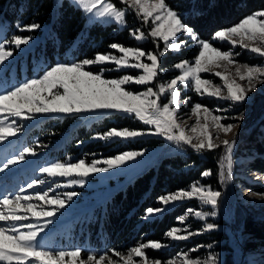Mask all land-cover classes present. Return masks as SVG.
Listing matches in <instances>:
<instances>
[{
	"label": "snow or ice",
	"instance_id": "obj_1",
	"mask_svg": "<svg viewBox=\"0 0 264 264\" xmlns=\"http://www.w3.org/2000/svg\"><path fill=\"white\" fill-rule=\"evenodd\" d=\"M68 2L81 10L83 16L91 23L115 21L118 25L124 26L125 17L128 14L127 10H134L135 15L140 17L145 24L151 18L152 27L147 36L162 39L165 49L179 50L185 41L178 40L177 34L186 33L193 41L199 42L200 50L194 58V63L182 61L175 64L174 68L179 69L180 74L171 79L170 82L159 83L155 90L148 86L143 91H134L123 86L129 83L136 85L152 84L158 75L159 57L165 53L161 51L158 56L151 51L145 52L140 48L121 46L116 43L111 44L110 48L122 53L119 57L111 54H96L94 59L85 58L72 64L52 65L44 69L42 75H37L11 88L0 87V141L7 140L9 136H16L19 131H22V126L17 127L15 120L7 123L9 117L31 120L37 114L81 115L114 111L119 115L135 118L149 128L147 131L111 129L99 135L98 138L101 140L108 141L114 138L126 140L142 135H157L175 144L177 148L183 149L184 146H189L197 154H203L220 147V144L214 141L219 139L221 133L225 136L232 134L231 140L221 141L224 147V155L221 157L219 172L220 182L222 184L230 183L233 179V150L245 113L213 115L207 107H202L200 103H196L191 109L192 113L197 115L196 125L191 128V132L196 135L190 136L177 122L180 119L178 111L181 96L178 85H183L185 88L191 87L201 96L206 93L210 97L228 100L233 106L240 105L250 99L248 93L255 91L258 84H264V67L236 64L232 57L238 53L221 51L214 47L210 41L200 40L194 29L183 23L181 14L168 5L165 0H119L121 4L127 6L126 9L118 8L110 0H68ZM261 17H264V10H257L254 14H249L243 18L238 24L228 29L217 30L213 34V39L218 38L221 42L231 40L233 45L239 43L241 48L264 57V19H260ZM17 27L21 31L31 32L38 29L40 25L34 23L22 27L17 25ZM136 32H139V35H135V40L142 42L146 38L145 33L141 29H136ZM30 40V36H14L11 40L0 42V66L13 56L12 50H6V44L15 45L16 49H20L21 45H27ZM142 57H146L147 61L151 63L142 62ZM130 60L135 61V63L130 64ZM106 62H113L117 66L140 69L142 72L135 77L125 74L121 78L108 79L103 74L110 69L101 68L99 72L94 73L88 67L102 65ZM233 66L235 68L234 73L231 71ZM219 68H223L224 71H217L215 75L223 81L227 95H223L222 88L213 85L211 80L204 79L200 75ZM3 70V67H0V71ZM116 70H120V68ZM233 76L238 77L241 81H246L247 86L237 83L232 78ZM164 96L167 97V102L161 103V97ZM189 99L183 101L185 106L189 103ZM201 111L206 114L203 125H201L198 116ZM218 111L228 112V109H218ZM5 113L7 115H4ZM208 117H210V121ZM225 120L234 122L223 123ZM26 155L34 156L36 153L32 148L25 147L19 154L6 159L0 166V173H4L6 170H10L12 166L25 161ZM143 155V152L128 151L112 158L94 159L91 163H87L83 159L74 163L55 162L41 167L39 171L53 181L56 178L74 177L71 183L83 186V178L88 177L89 174L107 172ZM209 175H211V170H205L202 173L203 177ZM44 183V180H33L27 184L26 188H21L15 194L0 191V222H4L3 225H0V261H4L6 264H12L13 261L15 264H25L29 257H34L35 260L41 261V264H65V257H82L83 250L79 248L65 251L40 246V234L45 232L47 227L53 223L51 219H44L42 222L40 219L54 217L57 213H61L68 202L77 195L74 191L68 192L66 197L61 199L59 196L49 197L48 191H33L31 194L27 192V189H34V187ZM221 196L220 191L193 183L191 191L181 189L175 193L158 197L157 201L163 206L146 209V214L142 219L148 222L156 214L167 212L168 206L172 202L194 197L202 205H210L212 211L201 212L188 209L186 215L194 212L196 218L205 220L208 216L215 217V209L218 207ZM34 200L55 207L46 210L42 205L37 207V205L29 203ZM29 213L37 218V222L17 223L29 220ZM180 219L183 220L184 217ZM215 227L214 224L208 223L204 225L203 231H212ZM182 231L187 230L173 227L166 235L173 241H182L191 235L201 234L191 231H187L186 235L179 234ZM148 247L159 249L167 247V245H161L160 242L142 243L132 248L128 252L127 258L115 250L112 251L114 255L121 256L123 264H133V256L141 257L144 259V264H149V260L143 251ZM207 247L211 249L212 245L209 244ZM196 250L192 249L191 251ZM182 255L184 256L183 264H219L218 256L214 252L208 253L203 258H189L188 253ZM106 257V253L100 254L97 259V253L89 251L86 254V259H82V264H103ZM109 264H118V262L109 260ZM154 264H163V262L155 260ZM168 264H173V262L169 261Z\"/></svg>",
	"mask_w": 264,
	"mask_h": 264
},
{
	"label": "trees",
	"instance_id": "obj_2",
	"mask_svg": "<svg viewBox=\"0 0 264 264\" xmlns=\"http://www.w3.org/2000/svg\"><path fill=\"white\" fill-rule=\"evenodd\" d=\"M165 1L181 14L183 23L193 28L203 41H211L217 30L228 29L249 14L264 10V0ZM61 4L55 8L53 0H0V24L6 25L3 42L11 40L14 36H30V42L27 45H21L20 49H16L12 44H6V46L8 50L13 51V56L18 59L24 58L25 65L32 66L39 62L38 72H41L43 68L56 65L59 61L68 64L70 58L78 62L85 58L94 59L96 54L112 55L116 52L115 49L110 48L113 43L140 48L157 55L162 51L163 47L156 45L152 40L147 39L141 43L135 40L132 33L136 32V29H141L145 36L148 33L147 27L135 16H126L127 26L122 29L115 24L105 26L93 24L86 28L85 19L80 10L65 0ZM34 23L40 27L31 32L21 31L17 27V25L22 27ZM189 42L192 44V41ZM220 47L224 48L225 45ZM198 52V46L188 45L178 52H167L159 57L161 71H158L155 83H164L175 78L177 71L169 70L179 62L194 60ZM247 57L243 54L239 60L256 62L249 61ZM15 64L17 71L16 61ZM31 66L28 67L29 73ZM110 76L112 75L107 74V78ZM198 102L207 108L213 105L207 99H201ZM82 119L78 115L47 117L41 120L35 129L30 130L26 140L41 134L37 139L38 144L43 142L55 144V149L49 158L65 163H74L82 159L91 163L94 159L103 160L126 151L143 150L161 145V140L156 138L122 142L119 146L114 145L116 141L105 142L98 138L99 135L111 129H142L139 121L125 115L109 114L83 119L84 121ZM29 147L35 153L37 152L34 145ZM221 157V146L203 154L186 152V154L160 157L157 164L147 167L125 186L107 196L103 203L95 206L92 209L93 218L89 216L85 221L76 219L77 226H79L78 223L82 225L81 235L87 233L88 236L90 230L93 231L97 239L93 241L97 248L101 251L106 250L107 253H111L112 250L124 251L128 247L136 246V241L164 242L166 233L178 226L174 219L182 216L189 205L179 204L163 213L161 218L155 217L148 222L142 219L146 214L145 210L161 207L162 205L157 201L158 197L181 189L188 190L193 183L218 188ZM32 158V155H26L25 161L21 163H28L33 160ZM237 158H241L243 164L251 171L264 173V118L259 120L251 132L238 140L234 153V159ZM205 170H211V175L202 177ZM245 186L256 192L262 190L257 184ZM221 236L215 237L214 241L224 240V235ZM242 236V245L246 253L263 251L264 220L246 218ZM206 240L204 237L195 239L198 243ZM146 251L152 256L163 257L158 252ZM227 264L232 263L227 262Z\"/></svg>",
	"mask_w": 264,
	"mask_h": 264
},
{
	"label": "rangeland",
	"instance_id": "obj_3",
	"mask_svg": "<svg viewBox=\"0 0 264 264\" xmlns=\"http://www.w3.org/2000/svg\"><path fill=\"white\" fill-rule=\"evenodd\" d=\"M53 1L54 7L57 8L64 0ZM65 1L68 2V0ZM110 2L116 4L118 8H127V6L121 4L119 0H110ZM74 7L76 8V6ZM127 11L128 14L126 16L132 15L137 17L135 15L134 10L128 9ZM137 18L144 24V26L147 27V31L149 32L152 27L151 18H149L147 24H145L140 17ZM84 19L86 28H89L93 24H100L103 26L115 24L119 29H122L127 26V22L124 26H121L115 23V21L91 23L87 20L86 17H84ZM260 19H264V17H261ZM5 26L6 25L3 23L0 24V42H3ZM135 35H139V32L132 33L133 37H135ZM145 37L146 38L143 41L149 39L152 40L156 45H161L163 47L162 51L165 54L167 52H178L181 48H185L188 45H196L199 47L200 50L199 42L193 41L191 37H189L186 33L177 34L178 40L185 41V43L182 44L179 50L165 49L164 41L160 38H151L148 36ZM189 41H192V44ZM210 42L214 47L221 51H232L233 53H238V55H233L232 57L233 61L236 64H247L249 66L264 67V57H260L258 54L251 53L247 49L241 48L239 43L233 45V42L231 40H225L221 42L218 38L213 39V37ZM219 45H225V47L221 48ZM5 48L6 50H8L6 45ZM243 54H246L248 56L247 58L249 59V61L255 60L256 62L252 63L240 61L239 59L240 57H242ZM112 55L119 57L122 55V53H119L116 50V52ZM15 61L17 62L18 66L17 71L15 70ZM69 61L70 62L68 64L74 63L71 58ZM141 61L151 63L150 61H147L146 57H142ZM187 62L194 63V60ZM61 63L67 64L63 61H59L57 64ZM129 63H135V61L130 60ZM29 65L31 66V64ZM29 65H25L24 58L18 59L16 56H13V58L9 57L4 62V64L0 66L4 69L3 71H0V87L11 88L14 85L32 79L37 75H42L43 70L45 69L43 68L41 72H38V62L36 65L31 66L32 69L29 73ZM88 67H90V70L94 73L99 72L101 68L110 69L108 71H105L103 74L105 78H107V74L112 75L108 79L121 78L125 74L135 77L141 74L142 72V70L140 69L117 66L113 62H106L102 65H93ZM117 68H120V70H116ZM172 70L177 71L176 76L180 74L179 69H175L174 67H172L169 71ZM158 71H161L159 70V67ZM217 71L223 72L224 70L223 68L213 69L210 72L201 73L200 75L204 79L211 80L213 85L222 88L223 95H227V90L224 87L223 81L215 75ZM231 71L234 73V66L231 68ZM232 78L235 79L236 82L241 84L242 86H247L246 81H241L238 77L234 76ZM154 83L155 80L150 85H136L134 83H129L127 85H124L123 87L128 90L143 91L146 89V87L151 86L155 90L159 82L155 84ZM178 89L181 92V96L180 108L178 111L180 119L177 122L182 128L185 129L186 134L190 136L196 135L195 133L191 132V128L195 126L197 122V115H194L191 109L196 103H199L198 100L201 99H207L213 103L212 107L208 108L209 110H211L213 115H234L239 112L245 113V118L242 122L241 127L238 130L239 136L237 142L239 139H242L245 135L251 132V130L257 126L260 119L264 118V84H258L255 91L248 93L250 99H248L246 103L235 106H233L228 100H224L219 97H210L206 93L203 96L198 95L193 89H191V87L185 88L183 85H178ZM185 99H189V103L187 104V106H185L183 103ZM164 102H167L166 96L161 97V103ZM218 109H228V112H220L218 111ZM109 114L117 113L114 111L94 112L85 113L78 116L86 120L92 117H100ZM4 115L7 114L5 113ZM62 115L63 114H37L35 118L31 120H22L16 117H9L7 123H11L13 120H15L17 127L22 126V131H19L16 136H9L7 140L0 141V166L3 165L6 159H9L19 154L20 150L24 149L25 147L34 145L37 152L36 155L33 156L32 161L12 166L10 170H6L4 173H0V191L15 194L21 188H26L27 184L32 182L33 180H44L45 183L43 185H38L34 187V189H27V192L31 194L33 191H48L49 197L59 196L61 199H64L66 197V193L68 192H76L77 195L71 201L68 202L64 209L61 210L62 214L57 213L54 217L40 219V222H42L44 219H51L53 221V223L47 227L45 232L40 234V246L48 249L65 251H72L78 248L83 250L82 257H65V264H82V259H86V254L89 251L97 253V259L99 258L100 254L106 253L107 257L103 264H109V260L117 261L118 264H123L121 256L114 255L113 251L111 253H107L106 250L101 251L97 248V245L94 243L95 241H93V239L97 240L95 239L96 235L95 233H93V231L90 230L88 236L86 232V234L81 235L82 225L78 223L79 226H77L76 219H81V221H85L87 217L89 218V216L93 218L94 211L92 212V209L95 206L103 203L107 196H109L115 190L125 186L127 182H130L133 177L140 174L147 167L157 164L160 157L174 154H186V152H196L189 146H184L183 149L177 148L175 144L170 143L163 137L157 135H142L138 138H128L126 140H122L120 138H114L108 141L104 140L105 142L116 141L114 145L119 146L122 142L126 143L127 141L132 140L135 141L139 139L143 140L148 138H156L161 140V145L158 147H147L143 150H134V152H143L144 155L137 157L133 161L127 162L125 165L119 166L115 169H110L107 172L89 174L88 177L83 178V186L71 183V180L74 179V177L56 178L55 181H53L52 179H49L46 175L41 174L39 169L41 167L48 166L51 163L56 162L51 157L49 158L50 154L55 149V144H49L48 142L38 144L37 139L41 136V134L39 136H33V138H28V140H26V138L28 137L27 135L30 130L32 128L35 129L41 120L50 116L58 117ZM205 115L206 114L203 111L198 114L201 125L205 123ZM83 119L82 121H84ZM133 119L137 120L135 118ZM208 120L210 121V117H208ZM233 122L234 121L232 120L223 121V123ZM140 123L142 125L141 130L147 131L149 126L144 125L142 122ZM213 135L215 136L214 132ZM225 139L231 140L232 134L225 136L223 133H221L219 139L214 141L215 143L220 144V146L222 147V156L224 155V147L221 141ZM237 142L233 150L232 181L230 183L222 184L219 179L218 188L198 183V185L210 187L212 190L220 191L222 193V196L219 198L218 207L215 209V217L208 216L205 218V220H199L198 218H196L194 212L190 215H186L188 209H194L196 211L201 212L212 211L210 205H202L199 200L194 197L184 198L183 200L172 202V204L168 206L167 211H170L172 208L179 204L185 203L189 205V208L185 210L182 216H179L174 219V222L178 224L177 228L186 229L187 231H191L192 233L200 232L201 234L191 235L188 239L182 241H173L170 237L165 235L164 238L166 239H164V242H162L161 245H167V247H161L159 249H153L151 247H148L143 250L149 260V264H154L155 260H160L163 262V264H168L169 261H172L173 264H183L184 256L182 254L188 253L189 258H203L206 257V255L210 252H214L215 254H217L219 264H227V262H230L232 264H264V250L253 253H246L242 245V230L244 220L248 217L264 220V173L251 171L248 167L243 164V160L241 158L234 159V153L236 150ZM101 167H104V165H101ZM51 182H53L54 184H52ZM253 184L259 185V187L262 188L261 192H256L255 190L249 189L245 186H250ZM191 186L188 188V191H191ZM29 203H33L37 205V207L42 205L46 210L48 208L55 207L54 205H47L42 201L34 200L30 201ZM28 215L29 220L17 223L21 224L37 222V218L33 217L30 213ZM84 215L86 217H84ZM162 215L163 213L156 214L153 218H161ZM181 217H184V219L181 220ZM3 223L4 222H0V225H3ZM208 223L214 224L216 227L212 231L204 232L203 227L205 224ZM84 230L85 229H83V231ZM187 231H182L179 234L186 235ZM221 235H224V240L214 241L215 237H222ZM199 237H204L207 240L203 241L202 243H198L195 241V239ZM136 243V246L128 247L124 251L118 250L116 252L122 254L123 257L127 258L128 252L132 248L139 246L143 242L136 241ZM209 244L212 245L211 249L207 247ZM192 249L197 250L191 251ZM146 250H151V253L158 252L163 257H156L154 255L152 256ZM132 260L133 264H144V259L141 257L133 256ZM0 264H6V262L0 261ZM12 264H15V261H13ZM25 264H41V261L35 260L34 257H29L28 260L25 261Z\"/></svg>",
	"mask_w": 264,
	"mask_h": 264
}]
</instances>
